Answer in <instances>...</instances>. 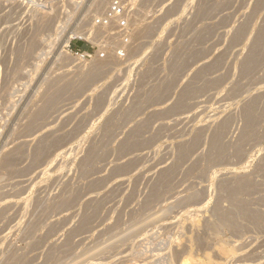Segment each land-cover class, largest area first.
I'll use <instances>...</instances> for the list:
<instances>
[{"label":"rangeland","instance_id":"obj_1","mask_svg":"<svg viewBox=\"0 0 264 264\" xmlns=\"http://www.w3.org/2000/svg\"><path fill=\"white\" fill-rule=\"evenodd\" d=\"M91 2L0 0V264H264V0H141L77 69Z\"/></svg>","mask_w":264,"mask_h":264},{"label":"built area","instance_id":"obj_2","mask_svg":"<svg viewBox=\"0 0 264 264\" xmlns=\"http://www.w3.org/2000/svg\"><path fill=\"white\" fill-rule=\"evenodd\" d=\"M140 1L109 0L103 12L91 18L86 38L97 48L96 56L105 58L109 51L121 57L126 56L135 34V19Z\"/></svg>","mask_w":264,"mask_h":264},{"label":"bare ground","instance_id":"obj_3","mask_svg":"<svg viewBox=\"0 0 264 264\" xmlns=\"http://www.w3.org/2000/svg\"><path fill=\"white\" fill-rule=\"evenodd\" d=\"M83 1V0H82ZM108 1L109 0H92V2L90 3V7L89 8H87L88 10H87V14H85L86 15V17L87 16H89V18H90V20H91V18L94 16V15H96V14H99L100 13V11H102V9H105L106 8V5H107V3H108ZM70 12H71V10H70ZM92 12H94L93 14H92ZM103 12V11H102ZM69 13V12H68ZM72 15V14H71ZM89 18H88V20H89ZM87 19V18H86ZM69 37H67L68 39L66 40V43L64 42V46H63V43L62 44H60L59 46H60V54H59V57H60V55H61V59H62V56H63V58H64V60L66 59L67 61V63H68V61L70 62V63H75L73 66L74 67H76L77 69H82L83 68V66L86 64V62H87V58H85V55H84V57H82V55H80V54H73V53H70V52H68L66 49H65V46H66V44H68L69 43V40L72 38V37H75V36H78V37H85V36H88V33L87 32H84L83 30H80V29H74L73 31H72V33H71V35H68ZM65 41V40H64ZM113 52V51H112ZM86 53H88V52H86ZM90 54V53H89ZM114 54V52L112 53V55ZM111 55V56H112ZM118 56V55H117ZM115 57H112V59H114ZM117 58V57H116ZM118 58H120V57H118ZM60 59V60H61ZM89 60V59H88ZM91 60V59H90ZM117 60V59H116ZM120 60V59H119ZM118 61V60H117ZM103 64V62L101 61L100 62V60H97V61H95V62H91V67H90V70L88 71V73H86V74H82L81 76L83 77V79L86 81V80H89L90 79V77H92V78H94L93 76H95V75H93V73L94 72H96L99 68H100V65H102ZM68 65H69V63H68ZM99 71V70H98ZM97 74V73H96ZM91 78V79H92ZM83 79H81V81L83 80ZM90 79V80H91ZM88 82V81H87ZM78 84V83H77ZM81 84V83H80ZM85 84V83H84ZM14 152V151H13ZM5 161H7V162H5L4 164H9V166H10V161L8 160V159H6ZM8 166V165H7ZM245 181H247V180H245ZM242 183H243V181H242ZM241 183V184H242ZM248 183V182H247ZM244 184V183H243ZM242 184V185H243ZM245 187V186H244ZM243 187V188H244ZM240 188V187H239ZM238 189V188H237ZM240 192V191H239ZM232 193V192H231ZM241 193V192H240ZM1 194V193H0ZM234 195V194H233ZM238 195V194H237ZM1 198H3L2 197V195H1ZM0 198V199H1ZM5 198V197H4ZM187 199V198H186ZM185 199V200H186ZM232 199H234V198H232ZM191 200V199H190ZM63 202V201H62ZM189 202V201H188ZM234 202V201H233ZM56 204V203H55ZM233 204V203H232ZM236 204H238V203H236ZM56 206H57V204H56ZM166 206V205H165ZM233 207V206H232ZM164 208V207H163ZM223 208V207H222ZM225 208V207H224ZM223 208V209H224ZM230 208V207H229ZM166 209V208H165ZM225 210V209H224ZM240 210V209H239ZM219 211V210H218ZM246 211V210H245ZM157 212V211H156ZM161 212V211H160ZM165 212V211H164ZM222 212V211H221ZM225 212H226V210H225ZM233 213V212H232ZM155 214V213H154ZM227 214V213H226ZM226 214H224V215H226ZM229 214V213H228ZM241 214V213H240ZM247 215V213H244V215ZM249 215V214H248ZM223 216V215H222ZM227 216V215H226ZM225 216V217H226ZM224 217V216H223ZM229 217H230V215H229ZM218 218H219V216H218ZM232 218V217H231ZM227 219V218H226ZM261 219V218H260ZM258 220V219H257ZM219 221V220H218ZM209 222V221H208ZM207 222V223H208ZM211 223H213V221L211 222ZM215 223H216V221H215ZM226 223V222H225ZM220 225V224H219ZM223 225V224H222ZM207 226V225H206ZM213 227H215V224L213 223ZM220 227V226H219ZM209 230V229H208ZM215 230V229H214ZM220 230V229H219ZM219 230H217V231H219ZM211 234V233H210ZM218 235V234H217ZM111 246V245H110ZM107 248V247H106ZM105 248V249H106ZM103 251H105V250H103ZM141 252H143V251H141ZM189 252V251H188ZM144 254V253H143ZM183 255H184V253H183ZM190 255V254H189ZM188 254H187V256H189ZM186 257V256H185ZM192 258L191 257H186V258H184L183 257V262H182V264H189L190 263V260H191ZM12 261V260H11ZM205 262V261H204ZM207 262V261H206ZM203 263V264H211V261H208L207 263ZM7 263H9V262H7ZM13 264V263H12ZM14 264H16V263H14Z\"/></svg>","mask_w":264,"mask_h":264},{"label":"trees","instance_id":"obj_4","mask_svg":"<svg viewBox=\"0 0 264 264\" xmlns=\"http://www.w3.org/2000/svg\"><path fill=\"white\" fill-rule=\"evenodd\" d=\"M81 46H82L83 49L88 48L87 44H82Z\"/></svg>","mask_w":264,"mask_h":264}]
</instances>
